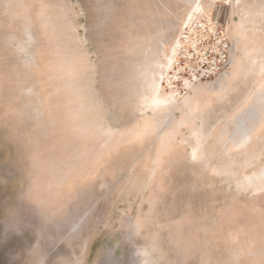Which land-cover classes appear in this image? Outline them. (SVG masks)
I'll return each mask as SVG.
<instances>
[{
	"label": "rangeland",
	"instance_id": "374dc122",
	"mask_svg": "<svg viewBox=\"0 0 264 264\" xmlns=\"http://www.w3.org/2000/svg\"><path fill=\"white\" fill-rule=\"evenodd\" d=\"M200 6L233 53L176 101ZM0 264H264V0H0Z\"/></svg>",
	"mask_w": 264,
	"mask_h": 264
},
{
	"label": "built area",
	"instance_id": "2783aa9c",
	"mask_svg": "<svg viewBox=\"0 0 264 264\" xmlns=\"http://www.w3.org/2000/svg\"><path fill=\"white\" fill-rule=\"evenodd\" d=\"M233 44L228 29L204 6L186 18L163 70V93L176 101L200 84L219 77L230 62Z\"/></svg>",
	"mask_w": 264,
	"mask_h": 264
},
{
	"label": "bare ground",
	"instance_id": "6f19581e",
	"mask_svg": "<svg viewBox=\"0 0 264 264\" xmlns=\"http://www.w3.org/2000/svg\"><path fill=\"white\" fill-rule=\"evenodd\" d=\"M171 98H173V97L171 96ZM257 101H258V100H257ZM156 104H158V105H159V104H160V105H161V104H165V102L162 101V100L160 99V97H159L158 94H156V97H155V105H156ZM160 105H159V106H160ZM165 105H166V104H165ZM161 106H163V105H161Z\"/></svg>",
	"mask_w": 264,
	"mask_h": 264
}]
</instances>
